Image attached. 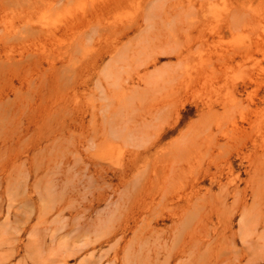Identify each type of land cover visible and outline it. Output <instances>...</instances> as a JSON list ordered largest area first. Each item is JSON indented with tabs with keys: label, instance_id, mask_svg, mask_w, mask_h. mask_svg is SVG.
Returning <instances> with one entry per match:
<instances>
[{
	"label": "rangeland",
	"instance_id": "374dc122",
	"mask_svg": "<svg viewBox=\"0 0 264 264\" xmlns=\"http://www.w3.org/2000/svg\"><path fill=\"white\" fill-rule=\"evenodd\" d=\"M100 1L0 0V264H264L248 160L196 164L180 216L174 158L207 95L264 111V0Z\"/></svg>",
	"mask_w": 264,
	"mask_h": 264
},
{
	"label": "bare ground",
	"instance_id": "6f19581e",
	"mask_svg": "<svg viewBox=\"0 0 264 264\" xmlns=\"http://www.w3.org/2000/svg\"><path fill=\"white\" fill-rule=\"evenodd\" d=\"M72 1L66 0L65 7ZM121 3L122 0H101L91 8L89 14L105 19L104 17L114 13ZM237 10L234 13L238 17L236 16L233 19L234 16H230L232 17L230 24L236 31L252 29L254 24L256 25L258 23V21L254 23L250 17H242V13L240 12L239 16ZM204 81L206 82V80ZM205 82L201 84L199 82L197 85H200L202 89L206 90L209 83L207 82L208 84H206ZM197 85L193 88L195 93L198 91ZM216 87L220 89V86ZM203 103L206 106V111L203 114L204 119L202 125L190 131L185 139L178 141L174 147V158L176 161H179L176 167L177 176L181 178L185 170L189 173L188 179L185 178L186 181L180 183V186L176 189L177 208L180 216L183 215L184 209L182 201L190 202L197 196L198 191L194 187L198 181V177L197 175L193 176L195 165L197 164L200 168L202 165H205L203 168L205 173H209L210 167L213 166L215 170L211 172L210 179L221 186L223 184L221 177L223 174L224 160H230L232 152L236 151L238 157H244L248 160L251 169V174L245 181L242 189L244 195L249 194L253 201L259 202L262 208L260 212L264 218V111L257 107L254 108L252 106L254 104L253 101L248 102L244 107H239L233 99H228L225 95L220 94V91L216 96L207 95ZM216 104L222 108L221 112L214 109ZM242 122H247L249 128H244ZM220 138H225V141L220 142ZM238 142H240L239 145H237ZM247 142L251 143L252 149L246 155L241 156L239 151H242V147L246 146ZM207 205H209V210L211 211L216 207L212 202L207 203ZM243 206H245V203H243ZM189 219L194 220L195 224L188 226L184 230L183 235L186 240L191 241L199 238L196 230L200 229L204 219L202 220L201 216L197 214L190 216Z\"/></svg>",
	"mask_w": 264,
	"mask_h": 264
}]
</instances>
